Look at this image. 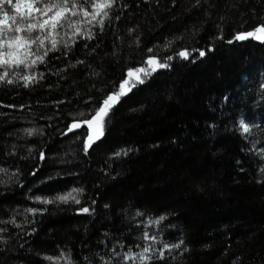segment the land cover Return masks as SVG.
Here are the masks:
<instances>
[{
  "label": "trees",
  "instance_id": "1",
  "mask_svg": "<svg viewBox=\"0 0 264 264\" xmlns=\"http://www.w3.org/2000/svg\"><path fill=\"white\" fill-rule=\"evenodd\" d=\"M91 3L85 4L89 11ZM4 10L15 15L11 5ZM72 19L91 18L79 13ZM259 23L264 0H200L198 6L196 0H117L103 34L95 22L82 24L96 33L94 40L59 29L60 40H78L68 56L50 54L47 66L31 70L0 67L6 80L17 81L0 86V168L6 170L0 172V264H82V255L96 264V254L112 264H141L122 258L148 245L153 260L146 264H160L163 243L180 240V249H163L166 264H264V42L228 43ZM85 42L100 47L87 56ZM185 49L194 62L168 61L170 68L123 97L104 137L85 154L83 121L119 91L128 69ZM112 52L115 57L105 55ZM77 60L91 68L71 67ZM33 72L44 79L24 87L19 77ZM242 116L258 126L247 138L238 123ZM74 122L82 126L69 131ZM25 129L36 132L29 136ZM121 149L132 151L113 155ZM74 188L84 189L79 205L30 199ZM80 207L94 211L80 213ZM161 215L167 219L149 225ZM146 231L157 242L141 239Z\"/></svg>",
  "mask_w": 264,
  "mask_h": 264
},
{
  "label": "snow or ice",
  "instance_id": "2",
  "mask_svg": "<svg viewBox=\"0 0 264 264\" xmlns=\"http://www.w3.org/2000/svg\"><path fill=\"white\" fill-rule=\"evenodd\" d=\"M41 6H37L38 0H0V67L8 68L9 66H14L15 68H20L23 66L25 69H33L34 66L43 65L47 66L48 58L51 55H54L56 52H60L62 56H68L73 47L77 44L78 40L73 39L71 43L67 41L60 40L59 29L68 28L71 29L73 37H82L84 41H92L96 38V33L92 31L91 27L84 31L82 24L85 22L89 25H92L93 22L99 25L100 32L103 34L105 21H111V10L114 5H116L117 0H92L91 11L85 7L87 0H83V3L78 2V0H49L45 3L43 0H39ZM147 2V0H145ZM158 2V0H157ZM197 6L200 4V0H196ZM175 4V0H173ZM5 5H11L12 9L15 12V15H9L8 12L4 10ZM124 8L129 7L127 4H123ZM79 13H82L84 18H91L82 21H76L72 18L77 16ZM97 17L100 19L97 20ZM121 17L117 15L115 19L119 20ZM129 31H133L130 29ZM11 33L10 35H7ZM223 39V37H220ZM249 38H254L257 41H264V23L257 24L253 29L249 31H238L235 33L232 39L228 40L229 44H232L236 41H246ZM136 43L139 44V37L136 38ZM61 45H63V50H61ZM36 48L37 51H33V48ZM100 47L99 44L96 47H89V44L85 42L83 48L86 51L87 56H91L96 53V48ZM214 50V49H209ZM147 51L151 53L152 48H148ZM193 51H198L199 57H205V50L193 49ZM105 55L116 56L115 52L111 54L105 53ZM35 57V58H33ZM191 52L187 49L181 50L176 56H167L163 62L159 58L149 56L147 61L144 62V67H139L136 69L129 68L127 71V79H123L119 84V91H112L109 93L106 98L103 99L102 104L95 109V114L91 116L90 119L84 120L83 123L87 125V135L86 139L83 141V151L85 154L88 153L89 149L93 147L96 142L100 141L105 135V129L108 123L111 120L112 115H114V108L121 102L123 97H126L133 91V89L139 90L141 86L148 84L153 78V74L159 71L160 69H168L171 67V64L168 61L178 59L181 61H189ZM59 57H57L58 59ZM76 65H85L91 68V65L86 64L84 60H77L76 64H71L70 66L75 68ZM150 66V70H146ZM62 70L58 69L55 75H60ZM93 75H99L97 72H93ZM8 76V72L5 71L0 75V86H3L5 83L8 85H13L17 83L16 80L5 79ZM63 78V77H62ZM19 79L23 80V86L29 87L31 84H36L40 80L44 79V73H35L30 75L20 76ZM264 88V84L261 85ZM91 99V97H90ZM227 99V97H225ZM21 107H24L21 105ZM85 113H79L80 117H83ZM246 118L241 117L238 121L240 127L243 129V134L245 138L252 135V128L258 127L250 123L245 122ZM82 125L80 123H72L69 126V131L73 129H78ZM215 129V125H210ZM25 132L29 136L33 135L35 129H25ZM255 147V143H253ZM31 151V149H30ZM132 149H121L119 152L114 153L115 156H127ZM11 155V153H10ZM261 156H264V150H261ZM39 158L41 160L45 159V154L43 151L39 153ZM6 171L3 168H0V172ZM260 171L264 173V168H261ZM35 173H33L34 175ZM52 179V177H49ZM72 193H75L73 195ZM84 193L83 188H74L67 194H57L53 197H41L35 196L30 197V199H35L38 203L43 205H59L67 204L71 201L74 204H81V200L78 198ZM92 203H95L93 201ZM107 208L108 205H105ZM28 212L32 213H42L46 212L47 208H29L26 209ZM80 213H90L94 211L89 207H80L78 209ZM138 215H141L138 213ZM167 219L166 216L161 215L156 218L154 221L149 220V225L156 224L159 225L161 222ZM14 223V221H13ZM0 231H4L0 229ZM36 229L33 228V232ZM141 239L150 240L152 242H157L156 235H149L146 231L144 232ZM4 238L0 237V241H3ZM184 245V241L180 240L179 243L169 244L163 243V249L172 251L174 249H180ZM123 247V245H121ZM163 249L158 251L156 255V260L160 264H166V257L164 256ZM152 251V245H148L143 248V250L138 254L125 253L123 256V261L139 259L141 264H146V262H151L153 260L152 255L149 253ZM188 248H184V252H188ZM112 254L115 256H120L119 252H116L115 248L112 250ZM71 255V250L68 251V256ZM98 256V261L96 264H112L111 259L105 260L104 256L96 254ZM61 256L64 257L65 253L61 250ZM46 259L51 260V257H46ZM173 259H178L173 257ZM82 264H94L93 257L89 255H82L81 257ZM69 264H73L69 260ZM235 264V262H234Z\"/></svg>",
  "mask_w": 264,
  "mask_h": 264
},
{
  "label": "water",
  "instance_id": "3",
  "mask_svg": "<svg viewBox=\"0 0 264 264\" xmlns=\"http://www.w3.org/2000/svg\"><path fill=\"white\" fill-rule=\"evenodd\" d=\"M255 40V39H254ZM256 42H259V43H263L264 41H257V40H255ZM86 125V124H85ZM87 126V125H86Z\"/></svg>",
  "mask_w": 264,
  "mask_h": 264
},
{
  "label": "rangeland",
  "instance_id": "4",
  "mask_svg": "<svg viewBox=\"0 0 264 264\" xmlns=\"http://www.w3.org/2000/svg\"><path fill=\"white\" fill-rule=\"evenodd\" d=\"M43 2L47 3V2H49V0H43Z\"/></svg>",
  "mask_w": 264,
  "mask_h": 264
}]
</instances>
